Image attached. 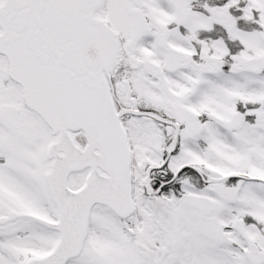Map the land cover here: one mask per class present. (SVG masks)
<instances>
[{
  "label": "snow or ice",
  "instance_id": "snow-or-ice-1",
  "mask_svg": "<svg viewBox=\"0 0 264 264\" xmlns=\"http://www.w3.org/2000/svg\"><path fill=\"white\" fill-rule=\"evenodd\" d=\"M0 264H264V0H0Z\"/></svg>",
  "mask_w": 264,
  "mask_h": 264
}]
</instances>
